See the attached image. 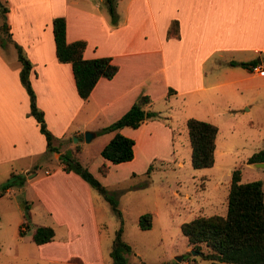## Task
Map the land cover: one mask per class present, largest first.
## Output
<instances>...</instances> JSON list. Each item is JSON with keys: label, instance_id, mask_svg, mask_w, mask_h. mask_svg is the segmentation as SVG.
Instances as JSON below:
<instances>
[{"label": "crops", "instance_id": "crops-1", "mask_svg": "<svg viewBox=\"0 0 264 264\" xmlns=\"http://www.w3.org/2000/svg\"><path fill=\"white\" fill-rule=\"evenodd\" d=\"M0 3L6 7L0 13V174L10 172L13 165L20 174L30 172L19 189L27 196L30 192L33 199L42 203L53 222L57 219L65 226L67 234L73 223L89 217L87 196H92L91 189H95L77 173L61 168L60 152L70 150L77 158L79 149L72 144L65 143L64 150L51 151V156L58 160L52 169L43 168L38 174L33 168L37 156L45 154L46 143L29 112L28 94L18 76L20 61L15 44L30 62L28 80L51 134L65 136L68 119L82 113L86 115L82 120L84 126L94 118L99 122L97 128L89 131L90 138L100 135L104 139L102 145L113 131L95 130L120 116L142 93L150 97L147 109L155 110L152 104L156 100L165 102L163 109L157 110L159 115L161 111L165 114L153 121L164 123L171 119L166 111L170 110V97L174 96L180 106L182 100L201 103L207 115L204 119L218 127L215 118L220 111L233 110L242 93L251 89L257 92L262 86L255 72L264 61V0H114L113 23L105 0ZM58 15L65 20L66 41H85V58L109 56L117 67L111 77H98L86 98L75 90L69 62L56 58L51 19ZM172 21L176 22L175 32L168 31ZM2 22L5 28H1ZM252 59L261 65L260 69L230 63ZM220 97L227 99L218 106L215 99ZM227 115L233 114L228 111ZM184 116L198 115L184 112ZM150 120L146 118L138 126H147ZM130 129L125 125L119 131L130 136ZM10 190L8 186L4 192ZM51 207L59 209L61 215H54ZM1 213L10 217L6 221L13 231L9 248L17 254L25 256L29 250L40 253L51 243L52 240L36 244L30 239L29 230L27 237L18 234L22 216L12 204L0 209V217ZM30 222L47 224L33 222L31 214ZM75 252L68 256L84 258Z\"/></svg>", "mask_w": 264, "mask_h": 264}, {"label": "rangeland", "instance_id": "rangeland-1", "mask_svg": "<svg viewBox=\"0 0 264 264\" xmlns=\"http://www.w3.org/2000/svg\"><path fill=\"white\" fill-rule=\"evenodd\" d=\"M263 62L262 68L255 72L257 81L262 83L259 90L245 91L235 100L233 110L220 111L216 115L218 127L210 166L194 168L189 163L190 146L184 112L194 113L198 116L191 117L198 119L206 120L204 118L207 117L202 104L196 101L182 100L183 108H180V101L177 103L171 96L170 110L166 111L171 119L165 120V124L163 120L153 121V118L159 119L161 114H165L161 111L160 115L157 113L155 117H150L147 126L138 124V127H131L129 137L133 138L132 157L117 163L105 160L100 155L99 149L104 142L100 135L88 141L84 138L85 131L99 126L97 119L88 120L84 126L82 120L86 118L85 114L70 117L66 135H53L52 143L63 150L65 143L78 147V160L87 166L115 199L120 218L114 214L108 201L91 189L92 196L90 193L87 196L86 215L89 217L73 223L67 234L65 226L58 223L57 219L53 222V217H50L44 205L33 199L30 192L28 196L31 198L21 192L19 186L24 184L23 180L30 172L20 174L13 165L11 173L8 171L4 174L3 171L0 174V184L11 177L12 172L14 174L9 193L1 190L0 185V209L12 204L15 212L21 216L17 198L22 194L30 200L31 220L53 225L54 234L51 243L45 245L42 252L29 250L25 256L17 254L9 248L13 231L6 221L10 217L1 213L0 264H111L110 243L120 219L121 237L131 247L126 255V264H211L202 255L208 250L207 247L201 243L200 248L195 249L181 233L179 225L196 214L225 212L230 171L235 166H240L241 181L260 179L264 192V168H254L245 162L247 156L264 146ZM226 99L220 97L215 101L219 106ZM164 104V100L160 99L152 107L157 111L163 109ZM228 111L233 115L228 116ZM45 154L37 156L36 166L33 167L38 174L43 168L52 169L58 163L51 152ZM19 175L23 177L21 183L17 178ZM50 209L54 215H61L59 209ZM144 212L151 215L148 228H140L137 223L138 216ZM23 236H28L27 230ZM74 251L81 253L84 258L68 256ZM46 257L51 259L46 260ZM74 257L79 261L71 259Z\"/></svg>", "mask_w": 264, "mask_h": 264}, {"label": "trees", "instance_id": "trees-1", "mask_svg": "<svg viewBox=\"0 0 264 264\" xmlns=\"http://www.w3.org/2000/svg\"><path fill=\"white\" fill-rule=\"evenodd\" d=\"M105 2L110 20L113 23L116 20L114 0H105ZM5 9L6 7L0 3V13ZM175 23V21H172L171 28H168V31L170 29L176 31ZM1 28H5L3 22ZM51 29L56 58L59 61L69 62L75 90L81 98L87 97L98 77L109 78L114 74L117 67L111 62L109 56L85 58L82 55L85 45L83 39L66 41L63 16L52 17ZM15 48L17 58L20 61L18 76L28 94L29 112L35 119L39 131L44 135L45 153L55 151L57 147L52 143L53 135L45 125L42 111L35 104L34 92L28 80L30 62L17 44H15ZM256 62L255 59L238 62L230 61L232 64L246 67L256 64ZM149 102L150 97L148 94H140L120 116L95 130V133L113 131L111 137L99 149V153L104 159L117 163L129 160L132 157L133 138L122 134L119 128L125 125L136 127L144 119L156 116L157 111L145 108V105ZM185 126L190 146V165L194 168L210 166L213 162L214 138L217 126L212 122L191 116L185 119ZM75 149H78V147L75 146ZM58 158L63 164L61 168L64 171L77 173L108 201L114 214L120 218V210L117 208L115 199L70 150L60 152ZM261 160H264V146L247 156L245 162L251 163ZM10 176L0 184L1 190L12 183L14 174L12 173ZM17 178L21 183L23 177L17 176ZM17 199L22 211L18 234L22 235L25 230H29L30 239L36 244L51 240L54 234L53 228L47 224H32L30 222L29 201L22 194H19ZM150 218L149 212L141 213L137 219L138 226L148 228ZM179 228L188 243L195 249H199L201 243L207 247L208 250L202 255L204 258L209 259L211 264H216V262L264 264V192L261 180L241 181L240 166L233 167L228 181L225 212L223 214H196L181 222ZM121 232L120 219V225L115 229L110 243L109 256L111 264H126V255L131 251L130 245L122 239ZM71 259L79 261L76 257Z\"/></svg>", "mask_w": 264, "mask_h": 264}, {"label": "water", "instance_id": "water-1", "mask_svg": "<svg viewBox=\"0 0 264 264\" xmlns=\"http://www.w3.org/2000/svg\"><path fill=\"white\" fill-rule=\"evenodd\" d=\"M92 136V132L90 131H85L84 133V138L86 141H88L90 139V137ZM253 166L255 167H258V168H264V160H261V161H254V162H251ZM176 259L179 258L178 255L175 256Z\"/></svg>", "mask_w": 264, "mask_h": 264}, {"label": "built area", "instance_id": "built-area-1", "mask_svg": "<svg viewBox=\"0 0 264 264\" xmlns=\"http://www.w3.org/2000/svg\"><path fill=\"white\" fill-rule=\"evenodd\" d=\"M251 70H258L261 68V65L259 63L253 64L250 66Z\"/></svg>", "mask_w": 264, "mask_h": 264}]
</instances>
